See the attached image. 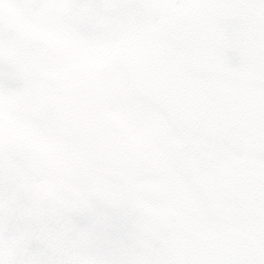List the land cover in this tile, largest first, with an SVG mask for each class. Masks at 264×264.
<instances>
[{
	"label": "clouds",
	"instance_id": "obj_1",
	"mask_svg": "<svg viewBox=\"0 0 264 264\" xmlns=\"http://www.w3.org/2000/svg\"><path fill=\"white\" fill-rule=\"evenodd\" d=\"M0 264H264V0H0Z\"/></svg>",
	"mask_w": 264,
	"mask_h": 264
}]
</instances>
